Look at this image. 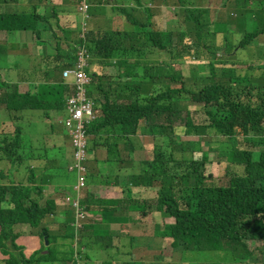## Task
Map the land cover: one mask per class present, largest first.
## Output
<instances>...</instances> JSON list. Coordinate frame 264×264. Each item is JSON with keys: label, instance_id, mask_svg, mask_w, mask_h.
<instances>
[{"label": "trees", "instance_id": "trees-1", "mask_svg": "<svg viewBox=\"0 0 264 264\" xmlns=\"http://www.w3.org/2000/svg\"><path fill=\"white\" fill-rule=\"evenodd\" d=\"M134 3L142 8L141 0H134ZM116 11L134 26L132 31L91 29L82 32L73 42L75 49L67 50L66 44L63 43L64 46L58 40L56 53L44 55L39 62L41 69L32 75L19 76V79H28L24 83L40 78L32 90L20 91L22 82L6 80L0 66V262L137 264L136 261L141 259H132L133 236L129 237V243L126 242L107 221L118 220L129 209L146 216L153 200L140 203L134 198L103 200L88 192L84 199L79 198L77 206L71 202L69 206L74 210L73 214L82 215L83 219L79 223L77 249L62 242L59 245L58 241L74 235L71 227L78 223V218L72 216L57 226L49 224L46 218L55 215L57 208L53 198L43 199L42 184L54 177L59 178L65 182L62 189L68 192L67 197L73 199L76 196L73 186L68 185L64 155L58 152L60 147L55 143H42L43 134L23 142L27 111L36 108L57 114L65 111L70 86L62 78L50 82L48 74L72 67L77 47L83 46L91 57L88 65L90 68L92 65V69H86V72L91 78L88 95L93 98L95 116L86 129L89 152L103 146L102 140L106 137L113 139L115 147L122 142L127 153L143 151L140 135L153 140L162 139L161 145L150 151V160L131 162L129 167H139L140 172L121 175L120 169L124 168H120L114 172L116 175L110 177L106 174L100 180L121 193H125V188L132 189L129 187H133L134 192L142 191L135 188H149L148 196L156 198L154 212L159 213L162 222L155 226L158 233L150 236L152 253L156 257L152 264H168L163 258H169L174 252L182 255L181 264H204L201 254L190 252H210V257H214L210 264L255 263L250 259L261 254L255 244L264 242V77L255 78L251 74L250 78H244L248 73H238L237 64L220 60L222 50L217 48L224 43L216 42V32L215 43L210 42L205 31L207 28L203 22L200 26L198 22L196 26L200 32L195 45L207 50L202 53V58L208 63L205 68L210 75L207 83H189L190 79L182 73V66L191 64L183 63L190 61L189 58H179L170 39L168 43L163 40V35L171 37L173 32L161 30L156 25L149 15L150 8L143 10L148 17L145 22L133 15V8L119 7ZM195 12L200 19L207 10L196 9ZM16 17L18 20L19 16ZM32 18L34 26L30 28L28 24H14L16 20L12 22L5 14H0V61L5 54L9 33L18 29L36 31L37 21L47 22V18L34 13ZM24 20L21 18L20 21ZM261 32L244 35L239 42L240 48L250 45ZM158 51L169 54V58L158 61ZM24 63L16 62V70H22ZM155 63H161L163 67ZM174 63L179 67L174 68ZM253 64H248L249 70L255 69ZM215 68L227 72L228 76L218 75ZM161 78L167 83L158 89L156 81ZM188 102L197 105L195 112L203 114V123L190 118L194 113L186 106ZM183 119L182 124H176L177 120ZM182 137L188 139L181 141ZM204 145L206 149H203ZM110 148L106 161H113L111 154L118 160V151ZM213 152L226 154L225 185L215 184L208 169L209 154ZM195 153H200V159L194 158ZM6 161L11 165L25 164L23 180L16 181L12 173L5 175L3 165ZM39 166H43V171H48L49 175L43 176L37 184ZM88 180L89 177L86 182ZM119 202L122 210L116 216L111 208L118 206ZM100 215L102 222L96 221ZM169 219L172 223L167 224L165 221ZM68 228L72 234L62 236V231ZM24 235L36 236L40 240V248L29 256L17 244V239ZM57 251L63 253L60 260L49 257H56ZM92 251L104 253L108 258L95 262ZM134 253L138 255V252ZM124 258L129 261L125 262Z\"/></svg>", "mask_w": 264, "mask_h": 264}, {"label": "rangeland", "instance_id": "rangeland-1", "mask_svg": "<svg viewBox=\"0 0 264 264\" xmlns=\"http://www.w3.org/2000/svg\"><path fill=\"white\" fill-rule=\"evenodd\" d=\"M111 2V0H107V2ZM261 0H152L151 2L141 0L142 8L141 9H133V15L139 20L145 22L148 17L146 14H144L143 10L151 9V12L149 15L152 17V19L155 21L156 25H159V28L161 30H170L173 32V35L171 37H167L166 35H163V40L168 43V39H170L171 47L175 50V52L178 53L179 58H189L188 62L183 63H191V64H184L182 66V73L183 76L186 78H189V83H207L209 81V72L205 68L208 64L206 60L202 58V53H207V50H204L202 48H199L195 45L196 40L198 39V34L200 32L199 27L196 26V24L199 22V26L201 25V22L204 23V27L207 28L205 31L208 33L207 38L210 39V42L215 43L214 33L216 32V42L218 44H223L221 47H218L217 50H222V57L220 60L227 59L232 62V64H237L236 68L238 69V73L246 74L243 76L244 78H250L251 74L255 75L256 77H264V1ZM102 2V0H101ZM134 2V0H133ZM136 4V3H135ZM137 5V4H136ZM196 9H205L207 10L206 14H203L200 19L197 17V14L195 12ZM107 8L103 5L102 8L96 5H92L91 10L87 11V25L88 29L91 28H97L99 20L104 21L105 25H109V31L112 30H120L122 32L127 31L130 32L134 29V26L131 25L129 22H127L126 18L123 14L120 12H114V11H107ZM166 13V14H165ZM159 14H162L164 17L163 21L167 22V25L164 26L162 23L163 21H159L161 18L158 17ZM118 16V17H117ZM89 17V19H88ZM91 25V26H90ZM86 25L84 26V28ZM87 29V28H86ZM261 31L262 34L257 36V39L254 40L250 45L247 47L241 49L239 42L241 41L242 37L244 35L250 34L252 32ZM192 33H189V32ZM195 33V36H194ZM210 34V35H209ZM67 34V38H68ZM182 35H185L182 38ZM189 37V38H188ZM189 39L187 42L184 40ZM43 45H46L43 43ZM216 45V44H215ZM169 54L156 52V58L158 61L161 59L167 60L169 57ZM91 59V58H90ZM226 62V61H225ZM250 62H253L255 69L249 70L248 64ZM9 63V62H7ZM155 65L162 66L161 63H155ZM174 68H178L179 66L174 63ZM231 67V66H228ZM5 70V67H2V74ZM215 71L218 75L221 76H228V73H222V71L219 68H215ZM58 73V72H57ZM60 74V73H59ZM3 77L8 80L9 76L6 74V76ZM61 78V74H60ZM252 80V78H251ZM167 81L164 78H161L156 81V87L159 89L163 87ZM30 87L33 85H29ZM20 91H27L31 90V88H23V86H20ZM194 114L190 115V118L197 123H203L201 119H203L202 113H196L195 112V104H191L188 102L186 105ZM182 117H184L185 112L182 111ZM28 116H31L33 118L25 117L26 121V128H25V135H23V142H26L27 140H32L35 136L43 134L42 137V143H46V145H52L56 144L60 147V150L58 151L60 154L64 155V165L69 168L68 166L73 164L74 162V147L71 144V140L69 136L67 135V132L64 128L62 119L64 117L60 114H57L52 111H45L40 110L39 108H36L32 111H27ZM45 114L47 116H45ZM191 114V113H190ZM46 118H49L47 120ZM189 120V119H188ZM183 120H177L176 124H182ZM175 124V125H176ZM52 127V130L50 129ZM44 133H47L49 136H45ZM264 137V135H263ZM210 138H212L210 136ZM188 138L182 137L181 141H186ZM190 140H198V138H191ZM224 140V138L222 139ZM105 144L103 146H99L96 148L94 153H91V161L89 163V170L91 174H110L109 176H114L115 171L120 169L121 175L131 174L136 171V173L140 172V168H126L131 165V162H144L147 160H150L152 155L150 151L154 150L155 148H158L161 145L162 139L157 138L156 140H153L147 136H139V141L143 145V151H130L127 153L124 150L123 143L120 142L117 147L113 144V139H106L104 138L102 140ZM27 143V142H26ZM111 145V148L108 147V145ZM44 147V146H40ZM117 150L116 152L118 156V160L114 159L116 156H113L111 154L110 159H113V161L108 162L106 159L108 158V149ZM207 146L204 145L203 149H206ZM73 155V158H72ZM201 155L200 153H195L194 158L200 159ZM226 154H219L217 155L216 152L209 154V166L208 169L211 171L212 176L214 178V183L218 185H225L226 178L224 177V169L226 167L225 158ZM257 157V154L255 155V158ZM58 159V154L55 155V160ZM102 160V163H97V160ZM39 163V162H38ZM40 163H43L41 161ZM137 166V164H135ZM25 164H22L18 166L17 164L11 165L8 161H6L5 165H3L4 173L5 175L12 173L13 178L16 181L23 180L25 177V171H24ZM101 169H100V168ZM67 172L69 173V179H68V185L69 187L74 186L76 182L75 174L72 172H69L67 169ZM38 176H37V184H40V180L43 176L49 175L48 171H43V166H39L38 169ZM2 184L3 181H2ZM65 182L59 178L54 177L51 181H48L46 183L42 184L43 187V199L47 200L50 198H53L56 204L57 213L55 215H50L46 218V221L51 225H61L64 220L71 219L72 216H76L78 218V222L83 221L82 217H80L77 214H73L74 210H71L69 207L71 203L67 201V196L64 187ZM5 185V184H4ZM131 190L133 191V187ZM88 185L86 186L85 190L81 191L79 194L83 197V199L86 197L87 193L90 192L87 190ZM140 189L142 191L135 192L136 195H130L127 196L124 193L119 192L118 190H113L114 196L116 195V199L118 198H125L129 197L134 198L137 203L142 202L143 200H153L149 213H147L146 216H142L139 214V212L132 211L130 215L135 220V225L137 228L132 229V232H141L146 233L145 235H155L158 233V231L155 229V226L158 224H161L162 218L159 216V213L154 212L155 208L153 205L155 203V197L148 196V192L151 190L149 188H135ZM130 190V192H131ZM73 196V195H72ZM96 196V195H95ZM97 197V196H96ZM99 198V197H98ZM92 206V205H90ZM120 206V207H119ZM122 206L119 202V205L116 207H113V212L116 214V216L121 213ZM104 211V208L103 210ZM84 213V212H83ZM85 214V213H84ZM86 215V214H85ZM89 219H92V217H88ZM85 220V219H84ZM172 220L169 219L165 222L172 223ZM71 229H74V235L68 236L67 239H63L58 241L57 243L60 245L61 242L64 244H67L77 249L76 243L79 240V226H72ZM70 228L67 229V231H62V236H65L66 234H70ZM72 234V233H71ZM140 236L143 234H132V236ZM64 238V237H63ZM255 245H258L260 248V255L255 256L251 258L250 260L255 263H249V264H262L264 263V242L257 241ZM152 250V249H151ZM153 250L147 255L144 252H138L139 257L141 259H144L146 261V264L152 263V261L156 258L153 255ZM194 255H200L203 258L204 264H210V262H214V257H210V252H190ZM29 254V253H28ZM27 254V255H28ZM62 252L57 251V256L54 257L53 255H50V258H62ZM96 260L103 259V256L100 254H95ZM182 255L174 252L171 254L169 258H163V260H166L168 264H181L182 261ZM160 260V259H157ZM199 263V262H197ZM247 263V262H246ZM0 264H2L0 262ZM67 264V263H62ZM79 264H82L81 261H79ZM191 264H196L191 263ZM201 264V263H200Z\"/></svg>", "mask_w": 264, "mask_h": 264}, {"label": "crops", "instance_id": "crops-1", "mask_svg": "<svg viewBox=\"0 0 264 264\" xmlns=\"http://www.w3.org/2000/svg\"><path fill=\"white\" fill-rule=\"evenodd\" d=\"M83 0H0V14H5L7 18H10V20L13 22V20H16L14 24L17 25H24L28 24L29 27L32 28L33 25V18L32 14H36L39 17L47 18V22L45 21H37V29L36 31L32 30H15L8 34V42L5 44V54L2 55L3 60L0 61V66L5 67V70L3 71L4 76L8 74L9 81H19L22 82L20 86H23V88H31V90L36 86V82H40V78L38 79H30V83H24V81H27L25 77L22 79H19V76H28L32 75L34 71H37L38 68L41 69V65H39V62L42 61V58L44 55L50 56L51 54L56 53V45L58 40L60 42L66 44V50L68 48L75 49V46L73 44L74 41H76L81 33H86L88 30L91 29H97V31H101L102 28H110L109 25H105L104 21L99 20L97 28H93L91 25V28L88 29L87 22L90 20L88 17V21L86 22L85 16H83L82 13L79 12L78 7L82 3ZM148 2H151L152 0H145ZM89 4V11L91 10L92 5L99 6L100 8L103 7V5L107 8V11H114L117 12V8H133L136 9V4L133 2V0H111V2H107V0H88ZM143 9V8H142ZM106 11V12H107ZM166 14V13H165ZM17 16H19L18 20L16 19ZM15 16V17H13ZM158 23L160 21H163L164 17L162 14H159ZM118 17V16H117ZM21 18H24L25 22H21ZM28 22V23H27ZM164 26L167 25L166 21H163L162 23ZM86 27L84 28V26ZM87 28V29H86ZM108 30V29H105ZM67 34L68 38H67ZM45 43L46 45H43ZM64 45V44H63ZM65 46V45H64ZM9 62V63H7ZM16 62H25L24 65L21 67L22 70H16ZM28 69V71H27ZM92 69V65H91ZM58 72V73H57ZM61 71L51 72L48 74L50 82L54 83L57 80H60V73ZM33 85V86H29ZM35 85V86H34ZM61 116H66V112H62L60 114ZM25 117L27 119L33 118L31 116H28V113L25 114ZM63 117V118H64ZM96 150V149H95ZM95 150L90 151L91 153H94ZM91 155V154H90ZM91 158V157H90ZM102 163V160H97V163ZM134 162V161H133ZM89 163L88 162V175L89 180L87 182L88 185V191L96 198H100L103 200H116V195L114 196L113 190H118L115 187H112L110 185L102 184L100 183V180L102 179V176L105 174H92L89 175ZM137 163V162H136ZM100 168V167H99ZM126 168H132L126 167ZM101 169V168H100ZM120 169V168H119ZM125 195H136L134 191L125 188ZM98 198V199H99ZM129 197H123L122 201L128 200ZM110 210V209H109ZM113 211V207L111 208ZM132 211H135L133 209H129L126 214L118 215V220L110 219L107 221L110 228L114 231H116L120 236L124 237L126 242L129 243V237L132 236V234H143L140 236H133L134 238V248L132 249V259L133 261H136L137 258H139V255H136L134 252H141L143 251L145 254L152 250V242L150 240V236L152 235H145L146 233L141 232H132V229L137 228L135 225V220L132 218L130 213ZM137 212V211H136ZM96 219V218H95ZM102 216L98 217L96 221L102 222ZM107 220V217H106ZM125 224H129L125 225ZM55 226V225H54ZM17 244L22 248V252L29 256L34 251L38 250L40 248V240L36 236H29L24 235L17 239ZM98 247V245H97ZM97 250V249H96ZM130 250V249H129ZM99 251V250H98ZM98 251H92V257L95 262L101 261L103 262L108 258L107 255L104 253H100ZM29 253V254H28ZM100 254L103 256V259H94L95 254ZM28 254V255H27ZM145 256V255H144ZM1 258V254H0ZM125 262H128V258H124ZM137 264H146V261L144 259H140L136 261ZM157 264L156 262H153ZM149 264H152L149 262Z\"/></svg>", "mask_w": 264, "mask_h": 264}, {"label": "built area", "instance_id": "built-area-1", "mask_svg": "<svg viewBox=\"0 0 264 264\" xmlns=\"http://www.w3.org/2000/svg\"><path fill=\"white\" fill-rule=\"evenodd\" d=\"M89 9L87 0H83L78 10L83 16ZM90 55L87 50L80 46L77 48L76 59L72 67L62 71L61 76L65 84L70 86L65 100L66 116L62 119L64 128L74 147V162L68 168L76 177L74 191L76 196L73 199L67 198L74 206L78 205L80 193L87 186L89 140L86 133L87 126L94 121L93 98L88 95V87L91 83L90 75L86 69H90L88 61ZM82 217V215H79ZM78 222L76 226H79Z\"/></svg>", "mask_w": 264, "mask_h": 264}, {"label": "clouds", "instance_id": "clouds-1", "mask_svg": "<svg viewBox=\"0 0 264 264\" xmlns=\"http://www.w3.org/2000/svg\"><path fill=\"white\" fill-rule=\"evenodd\" d=\"M87 3H88V0H87ZM89 5V4H88ZM141 7H143V6H141ZM136 8H138L139 9V7L138 6H136ZM87 19V18H86ZM78 48V47H77ZM64 69H66V68H64ZM64 69H62V71L64 70ZM62 71H61V73H62ZM89 71H91V68L89 69ZM61 78H62V76H61ZM63 80V79H62ZM64 81V80H63ZM75 185V184H74ZM73 188H74V186H73ZM77 195V194H76ZM81 197V196H80ZM66 198H68V197H66Z\"/></svg>", "mask_w": 264, "mask_h": 264}]
</instances>
